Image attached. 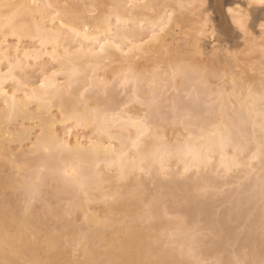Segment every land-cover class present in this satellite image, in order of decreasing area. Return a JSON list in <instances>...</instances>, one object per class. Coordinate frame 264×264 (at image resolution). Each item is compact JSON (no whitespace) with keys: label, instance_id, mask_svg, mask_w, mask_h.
Returning a JSON list of instances; mask_svg holds the SVG:
<instances>
[{"label":"bare ground","instance_id":"obj_1","mask_svg":"<svg viewBox=\"0 0 264 264\" xmlns=\"http://www.w3.org/2000/svg\"><path fill=\"white\" fill-rule=\"evenodd\" d=\"M71 1L74 2V0H0V158L6 156H9L8 158H10V156L12 157V153L10 155V152H8V150H10V144L28 140L35 127L38 128L39 134L34 138L33 145L31 144L32 150L30 153L39 155L35 157L36 159L34 157L29 158L25 163V165L28 166L24 167V169L21 168L24 174L29 171L31 166L37 167L38 170L36 173L33 171L35 174L32 176L29 175L30 177L28 176V179H25L26 181L20 182L18 185L20 189L26 192L25 195L27 194V197H23L24 199L27 198L28 202L26 203L29 205V201L31 203V198L33 196L39 197L41 195V190H39V188L41 189L45 183L50 182V180L57 181L58 183L60 181L61 187L58 192L60 191L59 194L64 193L65 196L68 194L67 196L72 197V199L74 197L73 201H71L72 203H70L73 209L75 208L74 212L76 208L86 210L88 204L93 203L96 198L101 201L106 200V198L114 199L119 209L123 207L121 209L123 211V218H121L122 220L120 223H123L122 226H126L125 223H127L128 220L136 223V220L140 218V216H138L139 214L137 215L139 212H136L139 210L137 208L138 203H140H137V200L143 201L139 196L143 199L140 189L143 188L144 184L141 183V180H136V182H132L131 189H122L120 185L118 186V183L124 182L128 177H131L134 172L144 173L151 177L153 176L157 182V184H154H156L159 189H162V193L166 190V194L169 195L170 193L172 195L171 198H176L174 194L179 192L180 194L178 193V197L184 196L181 200L179 199L180 201L178 199H176V201L183 202V205L189 202L188 207L184 206L186 212L178 202L175 203L182 208L178 206L179 209L176 210L177 208H175L176 211H173L176 213L179 210L181 213L184 211L185 215L182 214L183 218H175L176 221L173 219L169 221H160V223H162L160 224V228L173 229V231H175L172 233L176 238L174 243L180 248H177V251L173 249L164 250V246L161 244L163 241L162 239H168L164 236L161 240L157 237L161 242L159 243L156 239L155 246L153 242L147 243L148 241H144L142 243L144 235L142 236L140 233L141 231L136 230V232H133L132 230V234L126 229L127 226L125 230L129 232L127 233V231H125L124 233L121 231L123 235L120 239L118 238L119 242L113 243L109 240L111 242L108 241V244L106 243L105 256L108 257V259H106L108 262L118 261V264H126V261L127 263L128 261L131 262L132 259L135 264H152L154 260L153 263L155 264H192L193 262L187 260V258L196 257L199 259V256L200 258L202 257L201 253H203L204 257L207 256L205 253H209L210 251V248L208 251L207 249L204 250L205 248L203 251L201 250V248H203L200 245L201 240H198L199 238L196 240V237L193 238V236L191 237L190 234H194L191 230L193 228H188V219L190 218L189 220H191V218H196V215L201 213L204 209L202 204L205 198L202 203L199 199L200 191H198V188L204 187V184L205 186H210V184L214 183L216 180V178L215 180H209L205 172L206 175H201L200 173L204 169L214 168L226 174L232 171V168H236V166L240 164V159L246 156L250 162L256 161V166H252V163H250L251 172L255 173L253 174L254 177L251 175L253 179L251 178L249 180L250 183H246L245 191H252L254 194H252V197L250 192L249 195H251V197L248 196L247 201L251 198L250 200L252 202L257 203V200L253 201L252 198H258V202L259 199H264L262 193V188H264V163H262V160H264V157H262L260 151L261 142L264 141V133L261 132L260 124L264 123V116L261 115L259 109V97L261 94H264V34H262L260 28L261 24H264V4L261 3V0H243L245 7H241L236 2L238 0H212V7L217 14V18L221 16L225 22H229L228 25L230 28L227 27L233 30V32L235 31L239 34V37L242 38V57L236 58L226 55L227 52H223V54L221 53L222 51L220 52L222 56L217 62L221 65V74L219 76L220 84L215 87L216 89H214V91L211 85V89L207 87L204 90L208 91H202L206 92V94H212L215 96L214 102L217 101L216 106H214V108L212 106L211 108L213 109L210 108L211 111L209 110L212 113V119H205L207 122L205 120L204 122L202 118V121H199L201 116H198L196 117L198 119H195L198 121L186 123L185 120H188L186 117L183 122L185 123V127H183L184 124H182V121H179L181 122L179 125L182 124L183 127L181 132H183H176L177 134L175 133V136L168 138L170 136H168L167 133L170 130L167 133L165 132L163 128L165 120L162 121V123L161 121L158 122L157 116H154L156 111L152 109L154 108L152 104L157 102L155 100L158 98L157 96L159 92H161L160 89H163V87L166 88L169 84L171 89L176 91L177 88L183 86L185 82L183 81L185 79L184 76L188 77L196 72L193 69L200 68L199 71L201 72V67H199L201 64L188 65L183 62L188 59V57L179 58L186 47L192 49V55L196 54L199 57L206 56L208 46L212 52L216 51L217 40L215 39V32L213 31L214 19L209 16L210 12L209 7H207V1L77 0L80 2L78 5L70 4ZM49 5H51V7H47ZM185 5L187 7L188 5L191 6V9H188V14L192 15L190 17H195V20L187 21L188 19L185 18L176 19L174 17L175 10L182 8V10H185ZM57 13H59V15H57ZM168 14H170V18ZM162 18L164 24L160 23ZM205 21L207 22V29L206 31H202L201 25H203ZM241 24L247 29V32L241 30ZM129 26L130 29L128 28ZM161 27L164 28L163 32L160 31ZM20 36L23 38L17 39V37ZM207 41L209 44H207ZM101 45L104 46L103 49H101ZM178 52H181V54ZM178 54L180 55L178 56ZM163 55H168V58L163 59ZM143 61H151V68L145 67ZM114 64L118 65L114 66ZM245 64H249L250 66V75L244 73H247V71H245L247 66L245 67L246 69L244 68L245 70L242 68ZM218 65L219 64H217V67ZM205 70L207 71L206 68ZM211 70L213 69L211 68ZM251 71L255 76L252 75L253 73H250ZM187 72L192 73L188 75ZM212 72L215 74L214 71ZM212 72L209 73L211 79L218 77L213 76L214 74L212 75ZM53 73H56V75H53ZM244 74L246 77L249 75V77L245 78ZM208 76L201 72L203 85H205L204 83H206V86L210 84L208 83L209 80L207 81ZM177 78L179 80H177ZM41 80L45 81L44 89L39 87V82ZM114 80L123 88L132 85V100L129 98L130 102H125V104L131 106L132 101H137V103H134L135 106L139 103V106H137L138 108L132 107L131 110L125 109L128 105L125 106V108L121 107L124 106V104H119L121 106H118L115 99L116 97H114L116 94L114 95L112 92L108 93V88H106L111 81L113 82ZM164 82L166 84L169 83L166 85ZM214 83L217 82L214 81ZM144 84H146V87L148 85L146 92H144L145 90H141L142 85L145 86ZM86 88H89V92L92 91V89L98 88L102 94L105 93V95H107L103 100L99 101L97 97L96 99L98 100H95V97L93 98V96L87 94ZM34 90L39 94L45 92L49 93L48 99L52 102L51 106L46 107L39 99L33 98ZM176 95H173L171 99L167 98L168 100L166 103L168 109H176L180 105L178 96L177 98L174 97ZM78 98L80 100H78ZM90 101L93 102V104H91ZM77 102L81 103L79 107L78 105L74 106ZM134 103H132V106ZM142 103L146 105L143 106V108L145 107L144 110L140 108V106L142 107L143 105ZM52 110H56L58 113L52 115ZM74 112L86 113L88 117L87 122L78 124L72 118ZM192 114L196 115L198 113L194 112ZM18 119L28 121L34 125V127L28 125L29 127L25 126L23 128L21 125L22 123H20L21 130L18 129L19 131H14L15 128L11 129L10 124L16 122ZM221 119L230 126L232 142L225 145L223 148L218 145L214 147L205 146L203 151L207 159L203 163L194 165L191 156L187 153L171 156L163 154L160 157H153V153L157 152L158 148L162 145L176 146L178 143H184L188 135L186 126L201 125L211 130L213 125L219 123ZM139 120H145L147 123V128L143 130V134H141V131L133 124L134 121ZM169 122L170 121H168V123ZM171 122L173 123V121ZM177 122L172 124L173 127L175 126L174 124L177 125ZM165 124L166 123H164V125ZM56 125L62 126L63 130L61 133L56 131ZM165 126L167 127V125ZM174 128L178 127L175 126ZM80 130H87V133H79ZM193 131H195L198 137L199 130L193 128ZM57 145H62V147L58 148ZM46 147L48 151H45ZM99 164H102L105 170L112 174V177H110L111 179L103 177L104 175L102 176V174L99 173ZM178 164L180 166L178 173L180 176L194 170L197 174L199 173L201 175L200 177L203 176L204 178H200L196 175L197 177L195 179L199 180L192 181V175L190 176L188 174L187 178L189 180L183 177L184 180L186 179L185 181L182 180L183 178L181 179L183 182H180L181 180L178 181L176 176L177 171L175 173L172 171L173 169H171L173 165ZM48 165H50V173L42 175L41 170ZM242 165L243 164H241V166ZM141 169H143V171ZM74 171L75 177H73ZM257 172L261 174L258 175ZM215 175L218 174L215 172ZM165 176H168V178ZM251 176L249 175V177ZM31 177H33V179ZM170 177L171 180H169ZM164 178L169 181L165 180L162 182ZM105 180L113 181L115 184L111 183L106 190L103 187V183L106 182ZM211 181L212 183H210ZM213 185H211V188ZM242 185L243 184L240 185V190ZM59 186L60 184H58V187ZM191 188H195V190H197L196 192H199L198 198L196 195V197L193 195V198H187L190 194L186 192ZM205 188L202 189L206 191ZM34 191L35 195H33ZM93 191L97 192H94L97 197L92 194ZM159 193L158 195L161 196L162 193ZM181 193H183V195H181ZM37 194L39 196H37ZM155 195L156 198L153 197L152 203L148 204L149 210L146 209L148 210L146 213L147 218H149V220L151 219V221L161 220L166 211L165 209V211H161V208L159 209L158 206H160L159 204L161 202L157 197V192ZM200 196L203 197L202 194ZM206 196L207 195L204 197ZM80 197H82L83 201ZM243 201L245 200H242V202ZM244 203L245 202H243V204ZM175 204H173V206ZM210 205L207 203V207ZM240 205L242 206L241 203ZM236 206L234 207L237 208ZM171 207L169 206L168 208L171 209ZM127 208L129 210H127ZM209 209L206 211L205 208L204 211L207 213ZM233 210L229 209L228 212L231 213ZM72 211L69 213L73 214ZM194 211H196V214ZM94 212L92 211L90 213L88 210L86 212L84 211V213H87L84 217L86 229L82 226L81 238L85 241V245L80 247L84 255L87 254L85 246H88L89 242L93 240H102L104 237L103 231L105 228H108V226L110 227V223H108L109 221L108 219L106 220V217L104 218L102 216L103 218H101V216L99 217L97 215V212ZM188 212H192L193 217L191 214L190 217ZM235 212L236 213L232 212L233 214L227 213L228 215L225 213L224 217L225 215L226 217L222 219L226 221L228 218L230 220V217H233L232 219L236 220L237 217L240 216L238 215L240 210ZM7 213V211L5 212L0 208V261H8L9 264H58V260H56L58 259L57 255L60 256L62 253L57 254V252L55 255L53 253L55 249H53V252L51 249L53 245L60 242H56V239L53 241L54 237H52V239L50 237L51 235L47 236V232L43 230L42 233L45 232L44 234L46 235H43V237L47 238H43V241H45L44 243L47 244L44 247L43 241L37 240L39 235L36 237L38 243L35 242L34 230L32 231L31 228L29 229V227H33L35 224L29 226L32 225V221L29 220V215V218L26 214L15 219V217L8 218L9 215H7ZM202 213L205 216V212ZM210 214H212V212ZM234 214H237V217L235 215L234 218ZM241 217L244 218V214H241ZM241 217L240 219L243 220ZM200 218L198 219L200 220ZM240 221L241 220L237 222ZM193 223L194 219L193 222L189 224ZM215 223L216 222H214V224ZM214 224L213 227L211 226L212 224L209 225V227H212L210 230H213ZM218 224L220 223L215 224L216 229L219 227L221 228V224ZM37 225L39 224L37 223L35 225V229L39 227H37ZM89 225L94 226L92 228H96V231L94 230L95 232H91L92 234L90 235L86 231ZM157 226H155V229L159 227ZM152 227L154 228V226ZM149 229L151 230V227H149ZM30 230L32 232L29 234L28 231ZM38 230L41 231V228H38ZM217 230H213V232ZM223 231L224 229H222V232ZM218 233L222 234L221 232ZM225 233L223 232L224 235H226ZM219 234L217 235L219 236ZM254 236L255 235H252L253 238H248L247 234L248 239L245 237L247 241L245 240L243 243L247 242L244 243L246 245L250 243H255V246L256 244L259 245L260 242H258V244L255 241H259L258 238L260 237L257 236L258 238L255 237L257 240H254ZM30 237L34 238V241L31 240ZM219 237L220 239L224 238L221 237V235ZM56 238H58V236ZM145 238L148 237L145 236ZM222 239L220 241H222ZM150 240L152 239H149V241ZM220 241V247L218 248L222 249V243H220ZM160 244L163 248L158 246ZM246 245L241 246V248H243V250L244 247L245 249L249 248L247 250L250 252L251 247H248L249 245L246 247ZM55 246H57L56 249L59 247L58 244ZM216 246H219L218 243ZM225 247L223 248L224 250L221 251H225ZM197 248H199V250ZM237 250L241 252L242 256L240 252L236 251V255H239L240 259L243 261L247 259L249 261L248 257L250 256L247 254V250H245V253L241 251L242 249L239 250L238 248ZM38 251L40 253H38ZM50 252H52V254H48ZM145 252H150V256L152 255L155 257L152 262L144 256L143 253ZM214 252L215 251H213V253ZM255 252L258 253V251ZM41 253H44V255ZM38 255L45 256L44 260L42 259V261L41 258L38 259ZM236 255H234L233 258L237 257ZM244 255L248 257L244 259ZM257 255L259 254L255 256L257 257ZM255 256L253 255L254 262ZM216 258L218 261L215 259L217 262L215 261L213 264H225L222 263L224 262L223 260L219 259L221 256ZM85 262L83 263L86 264L87 262ZM76 263V261H71V259L67 261V264ZM246 264L248 263L246 262Z\"/></svg>","mask_w":264,"mask_h":264},{"label":"rangeland","instance_id":"obj_2","mask_svg":"<svg viewBox=\"0 0 264 264\" xmlns=\"http://www.w3.org/2000/svg\"><path fill=\"white\" fill-rule=\"evenodd\" d=\"M206 1H207V7H209V12H210V15L209 16L210 17H213V19H214L213 20V31L215 32L214 35H215V39L217 40V43H216L217 46H216V49H215L216 51L215 52H212V50L208 46V50H207L206 56L199 57L196 54L195 55H192L191 54L192 53V49L190 47H186L182 51V54H181V52H178V53L181 54V55L178 54V56L180 55L179 58L188 57V59H186L185 61H183L185 64H188V65L189 64H191V65H199V64H201V65H199V67H201V72L203 74H206L207 76L209 75L207 77V81L209 80L208 83H210V84H207V86H206V83H204L205 85L202 84L203 82L201 80V72L199 71L200 68L193 69V70L196 71L195 73H193V75L191 74L192 72L191 73L187 72L188 75L189 74H191V75L188 76V77L187 76H184L185 79L183 81H185V82L183 83V86L177 88L176 91H174L173 89H171L170 85L168 84L169 82L167 83L169 86L164 82L167 85V87L165 86L167 89L164 88V87H163V89H160L161 92H159V94L157 96L158 98L155 100L157 102H155L154 104H152L154 106V108H152V109L153 110L155 109V111H156L154 116L155 117L157 116L156 118L158 119V122L161 121V123H162V121L165 120L164 123H166L165 125H167V127L163 123V128H164V130H165L166 133L170 130L167 133L168 136H170V137L167 136L168 138H172L178 132L179 133H182L183 132V131L181 132V130H182L183 127H185V123H183V122L186 119V117L188 119V120H185L186 123L187 122L194 123L195 121H198V120H195V119H198V118H196L198 116L199 117L201 116V118H200L199 121H202V118H203V121L205 119L208 120L209 118H210L209 120L212 119V113L210 112L211 111L210 108L212 106L214 108V106H216V104H217L216 103L217 101L214 102L215 96H213L212 94H206V92H202V91L204 89H206L207 87L210 88V85H211L212 90L214 91V89H216L215 87H217L220 84L219 83V76L221 74L220 73L221 65H220V63H217V62H218V60L221 59V56H222L223 52L224 53L227 52L226 55H229L228 53L230 51L232 53V55H229V56H233V57H236V58L237 57L238 58L239 57H242L241 56L242 55L241 54L242 53V42H243L242 41V38L239 37V34H237L235 31L233 32V30L229 29L230 28L229 25H228L229 22H225V20L222 19L221 16L219 18H217V14L215 13L214 8L212 7V0H206ZM236 2L241 7H245V3H244L243 0H238ZM70 4L78 5V4H80V2L77 1V0H74V2L71 1ZM185 7H186L185 10H182L183 8L182 9H176L175 10L174 17L176 19L185 18V19H188L187 21H189V20H195V17H190L192 15L191 14L190 15L188 14V9L190 10L191 9V6L188 5V7H189L188 8L185 5ZM177 12H179V13H177ZM187 14L189 15V17H188ZM225 27H227V28H225ZM128 28L130 29V26ZM182 43H183V41H182ZM207 44H209L208 41H207ZM220 52L222 54H220ZM213 53H214L215 56L213 55ZM167 58H168V55H163V59H167ZM247 59H245V60H247ZM143 63L145 65V67L146 66L147 67H150L151 64H152L151 61H146V62L143 61ZM217 64H219L218 67H217ZM117 65L118 64H114V66H117ZM213 66H214V68H213ZM205 68L207 69V71L205 70ZM211 68L213 70H211ZM242 68L243 69L244 68L246 69V70L244 69L245 71H247V73L244 72L245 74H249V71H250L249 70L250 69L249 64L248 65H246V64L243 65ZM212 71H214L215 74ZM211 72H212V75L214 74L213 76H218V77H214V79H211V76L209 74ZM250 73L252 74L253 72L251 71ZM245 74H244V77L245 78H248L249 75H250L249 74L246 77ZM252 75L255 76L254 73ZM213 76H212V78H213ZM177 80H179V79L177 78ZM198 81H201V82H198ZM214 81L217 82V83H214ZM144 85L145 86L142 85V89L141 90L142 91L145 90L144 92H146L147 89H148L147 88L148 85H147V87H146V84H144ZM106 88H108L109 90H111V91H109L107 89L108 93H111L112 92V94L113 93H114V95L116 94L114 97H116L115 99H116V101L118 103V106H121L119 104H122V105L124 104V106H121V107L125 108V106L128 105V104L126 105L125 102L126 103H129L130 100H132V96H133V92H132V89H131L132 88V85H128V86H126V87L123 88L118 83H116L115 80H114L113 82L111 81V83L109 84V86H107ZM86 90H87V92H88L87 94L89 96H93V98L95 97V100H98V99H96V97H97V98H99V101L100 100H103V98H105V96L107 95V94L105 95V93L102 94L101 91L98 88L97 89H92V91H90L91 93L89 92V88H86ZM204 91H208V90H204ZM173 95H176V96H174L175 98H177V96H178V98H179L178 101H180V105L176 109H168V106H167V103L166 102H167L168 99H171L173 97ZM211 95H212V97H211ZM129 98H130V100H129ZM78 100H80V99L78 98ZM134 102L137 103V101H132L131 102V106L128 105L125 109H131L132 107L134 108V107L139 106V103H138L137 106H135V103ZM132 103H134L133 106H132ZM91 104H93V102H91ZM75 105L76 106L78 105V107H79L81 105V103L80 102H77V103L74 104V106ZM143 106H146V105L143 104L142 107L140 106V108H142V110L145 109V107L143 108ZM100 108H102V107H100ZM213 108H211V109H213ZM194 112L195 113H198V114H196V115L194 114L193 115L192 113H194ZM209 112L211 113V115H210ZM57 113L58 112H56V110H52V115L57 114ZM187 114L190 115V116H188ZM170 119H172V120H170ZM177 120H178V122L179 121H182V124H184L183 127H182V124L179 125L181 122L178 123ZM207 120H205V121L207 122ZM168 121H170L169 123L171 125L168 123ZM171 121H173V123L177 122V125L176 124H174V125L177 126L178 128H174L175 126L173 127V125H172L173 123ZM20 123H22L21 125L23 126V128L25 126H27V127L33 126L34 127V125H32L30 122L23 121L21 119H18V120H16V122H12L10 124V126H11L10 128L11 129L15 128L14 131H16V130L19 131L18 129L21 130ZM55 127H56V131L57 132H60V133L62 132V130H63L62 129V126L56 125ZM172 128H173V130H172ZM81 132H82V134L83 133L86 134L87 133V130H80L79 133H81ZM38 134H39L38 128L35 127V129L33 130V132H31L28 140H24L23 142L21 141L20 143L19 142H13V143L10 144V147H9L10 150H8V152H10V155L12 153V155H13L12 157L13 158L11 156H10V158H8L9 156L3 157V158L1 157L0 158V208H2V210H4L5 212L6 211L8 212L7 213V215H9L8 218H14L15 217V219H17L21 215H26L27 214V217H28V215L30 217V218L28 217L29 220L32 221V225H29V226H33L34 224L36 225L38 223L39 225H37V227L39 226L38 228H41V231L38 230V228L35 229L34 228L35 225L33 227H29V229L31 228L32 231L34 230L35 242H37V240L43 241V238L44 239H47L46 237H43V235H45L44 234L45 232L42 233L43 230H45L47 232V234H48L47 236H50L51 235L50 236L51 238L54 237V239L52 238L53 241L56 239L57 240L56 242H60L61 244L54 242V243H56L55 245L58 244L59 247L56 249L57 246L53 245V247L51 249L52 252L54 251L53 249H55L56 252L55 251L53 252L55 255H56L57 252H58L57 254L62 253V254H60V256L57 255V258L58 259H56V260H58V264H64V263L67 264V261H69L70 259H71V261H74V262L76 261L77 263H81V264H84L83 262H85L86 260H87L86 261L87 263L85 262L86 264H109V262H111V261L108 262V260H107L108 257L105 256L106 243L109 240H111L113 243L119 242L120 237L123 235L122 232L125 233V231H127V230H125V227H127V226L129 228L127 227L126 229H128L130 232L132 230H133V232L134 231L136 232V230H138V231L140 230L141 231L140 233L142 234V236L144 235L143 236L144 239L141 238L143 240V241L141 240L142 243L144 241H146V242L148 241L147 243L153 242L154 244L153 243L152 244L155 246L156 239L160 243L161 242L160 240L164 236V237H167L168 238V239L165 238L166 240H164V238L162 239L164 242L162 241L163 243L161 242V244H163L164 248H163V246L161 244H160L161 246L158 245L159 247L163 248L164 250H166V249L167 250H172L173 249L174 251L175 250L177 251V248H180V247H177L178 245H176V243H174V241H175L176 238L173 236L172 233L175 232V231H173V229H162V228H160L161 227L160 224H162V223H160V221H169L170 219L175 220V218H178V217L183 218V215H185L184 214V211H183V213H181L180 210H179L176 213L173 210H175V208H177L176 210H178L179 209L178 208L179 205H181L183 208H184V206L185 207H188L189 206V204H188L189 202L187 203L188 205L187 204L183 205V202H179L182 199V197L184 196L183 193H181V195H183V196H179L178 197L177 195H179L180 193L178 192L179 193L178 194L176 192V194H174L176 198H174V197L171 198L172 195L170 193H169V195L166 194L165 193L166 190H165V192L163 191V193H162V191H161L162 189H159L158 186L156 185L157 184L156 179L153 178V176L151 177L149 175L150 176L149 177L148 175H145L144 173L142 174V173H136V172H134V174L132 173L131 177H128L124 181L125 183L124 182L118 183V186L120 185L122 189H126V188L131 189L132 182L134 183V182H136V180H141L142 181L141 183L144 184L143 185V188H141L142 191L140 189V193H142L143 199H142V197L139 196V198L141 200H143V201L141 202L140 200H137V203L138 202H140V203H138V208H137L139 210L136 211V212H139V213H137V215L139 214L138 216H140V218H138L136 220L137 221L136 223H134V221L131 222V221L128 220L127 223H125L126 226L123 225L124 226V230H123V226H122L123 223L120 224L121 223V220H122L121 218H123V211L121 210L123 207L122 208L120 207V209H119V207H117L118 204H117V202L114 201V199L106 198V200H102L101 201V200H98V198H96L95 201H93V203H91V204L89 203L90 205L88 204V207H87L86 210L76 208V211L74 212L75 208L73 209L72 205L70 204V203H72L71 201H73L74 197L72 199V197L67 196L68 194H66V196H65L64 193L59 194L60 191L58 192V190L61 187V182L60 181L58 183L57 181L50 180V182L45 183L41 187V189L39 188V190H41V193L39 191V193L41 195L38 193L40 196L38 194H37V196H39V197L33 196L31 198V203L29 201V205H28L26 203V202H28L27 201V198H25L26 200L23 198V197H27L26 196L27 194L25 195L26 192H24L22 189H20L18 187V185H19L20 182L26 181L25 179H28V176L29 175L32 176L38 170L37 167H35V166H31V168H29V171L27 173H25V174L23 173V170H21V168L24 169V167H27L28 166V165H25V163L28 161L29 158H33V157L35 158L37 155H39V154H31L30 153L31 150H32L31 144L33 145V142L35 140L34 138ZM243 155H245V154H243ZM241 156H239V157H241ZM248 161L249 160L247 159V157L244 156L242 159H240V164L238 166H236V168L235 167L232 168L231 169L232 171H229L228 173H226L227 175L225 174V172H221L220 170H215L214 168H209L211 171L209 169H204L200 173L201 175L204 176V175L207 174V178H209V180H211V179H214L215 180V178H216V180L214 181V183H212V181L210 182V183H212V184H210V186H208L207 183H206L207 186H205V184L203 185L204 187H202V188H205L206 187L205 189L207 191V194H206V191L204 189H202V188H198L199 189L198 191H200V194H199V192H196L197 190H195V188H191V189L187 190L186 193L187 194H190V196L189 195L187 196L185 194L187 196V198L188 197L193 198V195L194 196L196 195L197 198H198V194H199V199L202 201V203H203L204 198H205V201L208 203V205L211 204L210 206L207 207V203L205 201H204L203 204L201 203L204 206V209L206 208V211L209 208L210 209H209V211L207 213H206V211H204V209L202 210V212H205L204 213L205 216L203 215L202 212L198 214V211H197V214L198 215H196V218L198 219V218L201 217L200 220L198 219L199 221L196 218H191V220H189L190 218L187 217V218H189L188 219V222L189 223H192L193 222V219H194V223L197 220V222L195 224L194 223L193 224H189L188 223V228H190V229L193 228L195 230L194 231L193 229H191L194 232L195 235L194 234H192V235L190 234V236L191 237L193 236V238L196 237V240H197V238H199L198 240H201V244L200 243L199 244L201 245V247H203V248L200 247L202 251H203L204 248H205L204 250L207 249V251H208L209 248H210L209 249L210 251L211 250L215 251L214 253H213V251H211V252L209 251L210 254L208 252H206L209 255L205 253V255H207V256H204V257H203V253H201L202 257L200 258V256H199L198 257L199 259H197L196 257H189L190 259L187 258V260L193 262L192 264H213V262H215L216 260L218 261V259L216 258L218 256H221V258H219V259L224 261L222 263H225V264H231L232 263L233 264V260L235 258V257L233 258V256L236 255V251H238L237 250L238 248H239V250L242 249L241 251L244 252V253H245V250L249 249V248H246L245 249V247H244V250H243V248H241V246L246 245L244 243H247V242H244L243 243V241L246 240L245 237L247 238V234H248V238L252 237V235H255L254 238L257 237V236H259L260 238L257 237L259 241H255V242H257V243L260 242V244L258 243L259 245L256 244V246H255V243L254 244H251V243L250 244H247V245H249L248 247H251L252 249L250 248V252L247 250V254H249V256H250V257L247 256L249 258V261L246 259L247 257L245 256L247 254L244 255L245 256L244 259H246L245 261L248 264H256V263L257 264H262V262H264V248H263L264 247V242H263V239H264V199L263 200H260L259 199V202H258V198L257 199H256V197H255V199L252 198L253 201L254 200L255 201L257 200V203L256 202L254 203V202H252L250 200L251 199L250 197H251L252 194H254V192L250 191L251 192V195H249L250 192L249 191H245L246 183L247 184H248V182L250 183L249 180L251 178L253 179V177H254L253 174L255 173V172H251L252 170L250 168L251 167V164L250 163H252V166H256V163H255L256 161H252V162H250V161L248 162ZM241 164H243L244 166L243 165L241 166ZM247 164H248V166H247ZM173 166H172L171 169H173L172 171L175 172V173L177 171L176 176H177V180L178 181H180L183 177L187 178V175L188 174L190 176L192 175V178H193V180L191 179L192 181H194V180H197L198 181L199 179H195V178L197 176L198 177L201 176L199 173L197 174V172H195L194 170L193 171L191 170V172H188V174H185L183 176L182 175L180 176L178 174L179 173V170H180L179 164L178 165H173ZM49 169H50V165H48L44 169H42L41 170L42 175L49 174L50 173ZM98 169H99L98 170L99 173H101L102 176L104 175L103 177H106L108 179H111L110 177H112V174H110L108 171H106L105 168H104V166L102 164H99ZM212 170H214L216 172V174H218V175H215V172L212 171ZM33 171H35V173H33ZM260 172L262 173L261 170H260ZM246 174H248V175H246ZM257 174L260 175L259 172H257ZM249 175L250 176L252 175L253 177L252 176L249 177ZM203 176L200 177V178H204ZM211 176H213V177H211ZM165 177L168 178V176H165ZM31 178L33 179V177H31ZM166 178H164V180L162 179V182H164L165 180H167V181L171 180V177L169 178V180L166 179ZM182 180H184V178ZM182 180L180 182H183ZM11 181H13L14 183L11 182ZM105 181L106 182H104L105 184L103 183V187L107 190L108 189V186L111 183H114V182L113 181L111 182L109 180L108 181L105 180ZM29 182H31V181H29ZM154 183H156V184H154ZM58 184H60L59 187H58ZM241 184H243L242 185L243 188L241 187V190H240V185ZM211 185H213L212 188H211ZM94 192H96V191H93L92 194H94V196L97 197ZM156 192H157V195H158L159 192H160L159 194L162 193L161 196L160 195L157 196L159 198V201L162 203V205H161V203L159 204L161 206V207L158 206L159 209L161 208L160 209L161 211H163L165 209L166 211L164 210L165 212H164L163 217H162L163 220L161 218V220H157V221L155 220L154 221L152 219L153 221H151V219L149 220V218H147V214L146 213L149 210L148 209L149 208V205L148 204L149 203L150 204L152 203L153 197L156 198V195H155ZM244 192L245 193L247 192V193L245 194ZM203 193L205 195H207V196L204 197L205 195ZM163 194L164 195H167V196H164ZM201 194L203 195V197L200 196ZM248 196H250L249 197L250 199L247 201ZM263 196H264V193H263ZM252 197H253V195H252ZM239 198H240L241 201L239 200ZM80 199L83 201L82 197H80ZM107 199H108V201H107ZM160 199H162V200H160ZM176 199H178V200L180 199V200L179 201L178 200L176 201ZM188 199H190V198H188ZM242 200H245V201H243V202H245L244 204H243ZM177 202L179 203V205L178 204L177 205L175 204ZM248 202H250V203H248ZM180 203H182V204H180ZM205 203H206V205H205ZM240 203L242 204V206L240 205ZM173 204H175V205L173 206ZM70 206H71V209H70ZM167 206L168 207L169 206L170 207L173 206L174 209H173V207H171V209H169ZM175 206H177V207H175ZM181 206H179V207L182 208ZM191 206H190V208H191ZM234 206H236L237 208H235ZM163 207H165V208H163ZM231 207H233L234 210ZM238 207H240V208H238ZM242 207H243V211L244 212L242 211ZM166 208H168V209H166ZM146 209H148V210H146ZM229 209L230 210L231 209L233 210V211H231V213L232 212L236 213L235 211H239L240 210V212L238 214V215H240L239 217H237V214H234V218H235V215H236V217H237L238 220L237 219L236 220L235 219H232L233 217H230L231 218L230 220L228 218V220H226V221L224 219H222L224 217V214L225 213L226 214L227 213L228 214H231V213L228 212ZM69 210L70 211L73 210L72 211L73 214H70L69 213L70 212ZM87 210H88V212L90 211V213L92 211L93 212L95 211L94 213L97 212L98 213L97 215L99 217L101 216V218H103V217L105 218L106 217V220L108 219V221H109L108 223H110V227L108 226V228H105V230H104L105 232L103 231L104 237H103L102 240H99V241L98 240H95V241L93 240L94 242L93 241L89 242V244H90V245L88 244L89 247L87 245L85 246L86 249H87L86 250L87 251V254H85L86 255L85 256L84 253L82 252V248H80V247H83V245H85V241L81 238V236H82V232L81 231H82V228L83 227H84V229H86V226L84 225V223H85L84 222L85 221V218L84 217H85V215H87V213H84V211L86 212ZM127 210H129V209L127 208ZM181 210H183V209H181ZM184 210L186 212V209L185 208H184ZM190 211H191V209H190ZM194 212L196 214V211H194ZM209 212L210 213L212 212V214H210ZM179 214H181V215H179ZM190 214L193 217L192 212L189 213V215ZM206 214L208 215V217H207ZM209 214H210V217H209ZM241 214H244V218L241 217ZM191 215H190V217H191ZM202 217H203V219H202ZM206 217H207V219H206ZM225 217H226V215H225ZM240 217L243 218V220L240 219ZM221 219H222V221H221ZM231 220H234V221H231ZM239 220H241V221L240 222H237ZM208 222L209 223L211 222L210 224H212L211 225L212 227H213L214 222H216L215 224L220 223L221 225L220 224H218V225H220L221 228L224 229L223 232L224 233L226 232L225 233L226 235L223 234L222 229L220 227L217 228L219 230L218 231L215 228V224H214L213 230H217L218 232H221L223 234V236H222V234H219L217 231L216 232L214 231L215 232L214 233L213 230H210L212 227H209L210 224ZM157 224H158L159 227L157 226ZM90 226L91 225L87 226L88 230H86L89 233V235L92 234L94 230L96 231V228H92L94 226H91V228H90ZM152 226H154V228ZM155 226H157L158 228L155 229ZM149 227H151V230L149 229ZM159 228H160V230H159ZM31 230L28 231L29 234L32 232ZM129 231H127V233ZM189 233H191V232H189ZM216 233L219 234V236L221 235V237H224L225 238V239L224 238L223 239L221 238L223 242L220 241L221 239H220V237ZM37 235H39L38 239L36 238ZM157 235H161V236H157ZM57 236H58V238H56ZM145 236L148 237V238H145ZM233 236H234V238H233ZM157 237L160 240H158ZM257 238H255L254 240H257ZM33 239L34 238H31V240H33ZM79 239L81 240V242H80ZM149 239H152V240L149 241ZM154 240H155V242H154ZM111 241H109V242H111ZM219 241H220V243H222L221 244L222 245L221 246L222 249L221 248L220 249L218 248V247H220ZM44 242L45 241H43L42 243H44ZM42 243H41V245H42ZM81 243H82V245H81ZM217 243H218L219 246H216ZM213 244H214V248H213ZM43 245L45 247L47 244L44 243ZM247 245H246V247H247ZM252 245H253L254 248L252 247ZM41 247H43V246H41ZM224 247H225V251H221V250H224L223 249ZM255 247H256V249H255ZM197 249L199 250V248H197ZM201 250H200V252H201ZM39 251H41V250H39ZM39 251H38V253H40ZM255 251H258V253L255 252ZM41 252H44V251H41ZM52 252H50L48 254H52ZM238 252H240V251H238ZM260 252H261V255H260ZM255 253L256 254H259L260 256L257 255V257H256L255 256L256 255ZM41 254L44 255V253H41ZM143 254L151 262L155 258L152 255L150 256V254H151L150 252H145ZM42 255H38V259L41 258V260L42 259L44 260L45 256H42ZM240 255H241V252H240ZM253 255L256 257L255 258V262H254ZM46 256H48V255H46ZM236 256H239V255H236ZM258 257H259V259H258ZM257 259H258V261H257ZM129 260H130V258H129ZM114 262H115V264H118L119 263L118 261H114ZM153 262H152V264H155ZM126 264H135V263H134V261L132 259L131 262L128 261V263H127V261H126Z\"/></svg>","mask_w":264,"mask_h":264},{"label":"snow or ice","instance_id":"obj_3","mask_svg":"<svg viewBox=\"0 0 264 264\" xmlns=\"http://www.w3.org/2000/svg\"><path fill=\"white\" fill-rule=\"evenodd\" d=\"M261 3L264 4V0H261ZM51 7V5L47 6ZM231 11V10H229ZM59 15V13H57ZM169 18H170V14ZM161 24H164L163 18L161 19ZM63 27V25H62ZM241 30L244 32H247V29L241 24L240 25ZM262 34H264V24H261L260 26ZM202 31H206L207 29V22L203 25H201ZM87 31V30H85ZM161 32L164 31V28L161 27ZM23 38L22 36L17 37V39ZM103 45H101V49H103ZM229 55H232V53L229 51ZM27 55V53H26ZM19 63V61H18ZM11 71V69H10ZM53 75H56V73H53ZM39 87L41 89L45 88V81L41 80L39 82ZM49 93L45 92L43 94L36 93L34 90L33 98L39 99L41 103H43L46 107L51 106V101L48 99ZM259 109L262 116H264V94H261L259 97ZM72 118L79 124L87 122L88 117L86 113H80V112H74L72 114ZM190 119V118H189ZM95 122V121H94ZM134 126L138 128L139 131H141V134H143V130L147 128V123L145 120H139L133 122ZM193 128H197L199 130V136L197 137L195 131H193ZM261 132L264 133V123L260 124ZM103 130V129H102ZM187 130V139L184 143L180 144L178 143L176 146H169V145H162L158 148L157 152L153 153V157H160L163 154H166L168 156L181 154V153H187L189 156H191L193 164L198 165L203 163L207 157L205 155V152L203 151L205 146L208 147H214L218 145L219 147L223 148L225 145L230 144L232 142V134L230 130V126L224 123V121L221 119L219 123H216L213 125L212 129L209 130L201 125H188L186 126ZM198 141V142H197ZM57 147H62V145H57ZM45 151H48V148H45ZM261 155L264 157V141L261 142ZM262 163H264V160H262ZM143 171V169H141ZM187 170V169H186ZM73 177H75V171L73 172ZM262 193H264V188H262ZM33 195H35V191L33 192ZM0 264H9L8 261H0ZM109 264H115V262H109ZM233 264H246L245 261L240 259L239 256L235 257L233 260ZM264 264V262H262Z\"/></svg>","mask_w":264,"mask_h":264}]
</instances>
